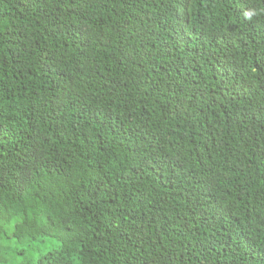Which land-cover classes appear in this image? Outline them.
<instances>
[{
	"label": "trees",
	"instance_id": "obj_1",
	"mask_svg": "<svg viewBox=\"0 0 264 264\" xmlns=\"http://www.w3.org/2000/svg\"><path fill=\"white\" fill-rule=\"evenodd\" d=\"M0 264H264V0H0Z\"/></svg>",
	"mask_w": 264,
	"mask_h": 264
},
{
	"label": "rangeland",
	"instance_id": "obj_2",
	"mask_svg": "<svg viewBox=\"0 0 264 264\" xmlns=\"http://www.w3.org/2000/svg\"><path fill=\"white\" fill-rule=\"evenodd\" d=\"M56 245V243H54V242H50L49 243V247H51V246H55ZM31 258V255L29 254V253H26V259L28 260V259H30Z\"/></svg>",
	"mask_w": 264,
	"mask_h": 264
}]
</instances>
